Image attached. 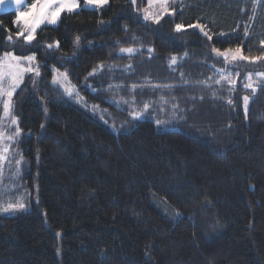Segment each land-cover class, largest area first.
I'll return each mask as SVG.
<instances>
[{
	"label": "trees",
	"instance_id": "trees-1",
	"mask_svg": "<svg viewBox=\"0 0 264 264\" xmlns=\"http://www.w3.org/2000/svg\"><path fill=\"white\" fill-rule=\"evenodd\" d=\"M146 3L109 0L100 11L62 13L30 44L16 37L15 12L0 13V52L34 53L40 66V76L25 74L13 95L25 164L16 189L0 186V198L24 200L31 208L0 214V264H264V88L253 94L243 78L233 87L226 80L217 84L218 78H190L179 67L218 64L226 76L235 67L213 49L264 54V0H184L158 23L142 19ZM196 24L212 39L189 27ZM56 42L58 48L47 47ZM121 47L138 54L118 55ZM149 48L164 67L178 57L173 71L164 69L178 84L168 96L162 76L144 75L135 84L125 79L131 84L124 89L89 76L101 64H140ZM237 68L262 71L264 61ZM53 69L67 72L90 105L108 103L89 88L138 90L151 100L157 92L152 115L170 127L110 104L115 117H100L93 105L94 112L51 83ZM158 199L178 209L179 217L164 213Z\"/></svg>",
	"mask_w": 264,
	"mask_h": 264
},
{
	"label": "rangeland",
	"instance_id": "rangeland-1",
	"mask_svg": "<svg viewBox=\"0 0 264 264\" xmlns=\"http://www.w3.org/2000/svg\"><path fill=\"white\" fill-rule=\"evenodd\" d=\"M146 1H147L146 7H144L142 12H141L142 19H144V14L146 11H150L153 14H158L160 11H162V9L159 7L158 4L155 7L150 9L149 8V0H146ZM183 1L184 0H175V2L172 3L170 0L168 12L164 13V15L173 16L176 9L179 7L178 6L176 8L175 5L178 3H181ZM33 2H34V0H24V3L20 7H17L16 4L14 3V0H7V3H5L3 6H0V13L5 12V11H10V10L14 11L15 12L14 21H16L18 15L21 12L26 11L33 4ZM80 4H81L80 9L96 10V9H94V7L84 8L83 7V0H80ZM106 5H104L103 7H105ZM101 9H99L98 11H100ZM58 23H59V21H58ZM56 25H50V26H56ZM15 26H16V24H15ZM42 26H44V25H41L40 27H42ZM18 30H20V29L18 28ZM121 48H128V47H121ZM121 48H118L116 50V53L118 55H125V56L129 55L128 53L120 52ZM230 50H231V52L229 53V56H228L229 60L231 59V55L235 53L236 49H230ZM5 52H13L16 56H19V57H27V56L35 55L34 53H28L25 55H21V54L15 53V51H13V50L5 51ZM5 52H0V56H3V54ZM221 52H224V51H221ZM133 54H135V53H133ZM137 54H138V52H137ZM151 54L154 55L153 53L143 55L144 60L140 64H138V62H135L134 60L133 61L130 60L128 62H111L107 65H104L106 70L103 71L100 76H99L98 71L93 76H96L97 78L99 77V79L97 81H102V79H108L107 81L109 84H111L112 86L119 85L120 86L119 88H123V89L125 88L124 85H126V84L130 85L131 84V82H128L125 80L128 78H132L133 82L135 84L136 81H138V76L143 77L144 75L151 74L150 77H152L154 80L156 78H158L159 76H162L161 80H162L163 85H172V87L165 88L167 96H168L169 94H171L174 91V89L178 86V84H177V82H175L170 77L171 72L165 71L164 69L169 68L170 70H172L173 68H172V66L164 67V65L159 63L160 59L158 57H152ZM35 57H36V55H35ZM221 57H223V56H221ZM223 59L225 60V57H223ZM240 62H244V61H238V62H234L232 64H229L230 66L235 67V68H229L228 69L230 71V74H231L230 78L232 80L236 81L235 85L237 84L239 79H242V78L244 81H246L248 83L247 77H248L249 73L253 74V81H259L255 74L256 73H264V70H262V71H249V72L244 73L243 71H241L240 69L237 68V66L239 65ZM36 64L38 65L37 58H36ZM128 65H131V67L130 68L127 67ZM25 66H27V65L25 64ZM179 67L184 68L186 71V75L190 78L201 76L205 79L218 78V80H220V81L222 80L221 76H222V74L224 75V69H225L222 66L217 64V65L213 66L212 68L201 70L202 64H199V63H192V64L180 63ZM156 68H159V69L156 73H154L153 69H156ZM176 70H179V69H176ZM56 71L58 73H64V71H60V70H56ZM25 74H28V73H25ZM31 74H33V73H31ZM228 75H229V73L226 74V76H228ZM53 76H54V73H53ZM52 79H53V77H52ZM67 79H68V77H67ZM68 81H69V79H68ZM71 85H73V84L71 83ZM7 86H8V82H5L4 87L7 88ZM61 89L63 90V88H61ZM89 89H90V92H92V93L96 92L99 96L102 97V100H104L108 104H110L116 108L123 109V110L127 111L129 113V116L132 118H133V116L130 115L131 112H133V111L141 112V116L138 119L152 118L155 122L157 120L161 121V124H158L159 126L165 127V128L170 127V126L165 124L166 122H164V120L159 119L160 117L157 118V117H154L152 115L153 113L154 114L157 113L156 103L159 100L157 92L153 93L154 98H153V100H151L150 96L148 98H141L138 95V90H132V91H129L128 93H122L119 90L108 88L106 86H105V88H102V90H100V91L97 89H92V88H89ZM15 91H14V93H15ZM75 92L78 93V97H79L80 102H77V96L76 95H73L72 97H69V96L68 97L71 98L72 100H74L75 102H77L79 105L86 107L87 109H89L88 108L89 106L93 105L95 107L96 113H98V115L100 117H103L104 115H106L109 118L115 117L113 114H111V108L112 107L110 105L107 106L108 104L107 105L102 104L98 100L94 101L93 104L90 105L89 103H92V102H91V100H89L86 97V95L84 93L79 92L76 87H75ZM125 92H127V90H125ZM14 93H13V95H14ZM4 99H7V97L5 96L3 99H0V101H1L0 105H1V109H2L1 114L2 115H3ZM145 103H147L149 105V108L147 110L144 109ZM12 104H13V96H12ZM89 110H92V109H89ZM11 115H12V117L16 118V120H17V117L14 116L12 110H11ZM168 116L172 117L173 115L167 114L164 117H168ZM178 122H181V121H178ZM0 123H2L4 125H8V124H11V120L5 119L3 121H0ZM17 126L18 125L12 126L11 128L0 127V134H2L5 137L13 136L14 133L16 132ZM176 128L184 129L183 126H176ZM188 129H189L190 133L194 134V132L192 131L193 130L192 127L188 128ZM24 138H25V133L20 129V135L14 141L9 142L7 139L0 141V154H3L4 148H7L9 150L7 153V158L4 159L3 161H0V186L2 187V189H5V188H7L9 190H15L16 189L15 185L18 183V177L20 178L21 170L23 168V165L25 164V156L23 154V150L27 147V145L23 144ZM21 157H22V159H21ZM16 161H20L19 166H17ZM28 193L29 194L31 193L30 187H29V191L27 192V194ZM22 194L25 198V196H26L25 190L22 192ZM18 197L19 196H16V198H18ZM35 200H33V201H35ZM10 203L11 204L23 203L24 208L18 209L15 211H11V210L10 211H3V209L6 208L8 206V204H10ZM157 205L164 213H166L168 216H170L172 218H177L180 215L179 211H177L176 209L171 207L167 202H165L163 200L158 199ZM30 208H31V204L26 206V203L24 200L23 201L22 200H16V201L6 200L4 198V196H3V198H0V214L11 215V214H15L18 211H22V210L29 211Z\"/></svg>",
	"mask_w": 264,
	"mask_h": 264
},
{
	"label": "snow or ice",
	"instance_id": "snow-or-ice-1",
	"mask_svg": "<svg viewBox=\"0 0 264 264\" xmlns=\"http://www.w3.org/2000/svg\"><path fill=\"white\" fill-rule=\"evenodd\" d=\"M130 3L133 5L136 4V0H129ZM172 3L175 2V0H171ZM5 3H7V0H0V6H3ZM14 3L17 7H20L24 0H14ZM108 3V0H83V7L89 8L94 7V9L99 10L104 5ZM159 5V7L162 9L158 14H153L150 11H146L144 14V20H153L154 22L158 23L161 20V17L164 15V13L168 12L170 0H149V8H153L156 5ZM81 8L80 0H34L33 4L24 12H21L17 20L14 21L16 26L20 29L16 32L17 38H23L26 44H30L35 39V34L38 28H40L41 25H56L58 21L61 18L62 13L67 14H75L79 9ZM100 24L105 23H111L105 22V21H99ZM182 24H177L175 26V30L177 32H180L183 30ZM189 27H196L202 32L209 40L212 39V36L208 35V32L205 30V27L196 24V25H189ZM220 36H226V33H220ZM248 36L247 30L245 31V37ZM135 39V38H134ZM7 40L10 44L13 46L15 45L16 41H14L13 37L9 35L7 37ZM80 37L77 36L75 38L74 43L76 45H79ZM261 44H264V41H261ZM59 47V42H56L55 45L49 44L47 47ZM149 53L153 51V49H148ZM120 52L122 53H128L129 55H132L133 53L138 52V49L133 47L128 48H121ZM213 52L217 54V56H223L225 57V63L226 64H232L234 62L238 61H248V62H257V61H264V54L261 56H255V57H248L243 55V51L241 48H237L235 50V53L231 55V59H228L229 53L231 50H225L224 52H220L219 49H213ZM178 57L172 56L170 59V66L172 64H176ZM25 64L27 66H25ZM39 65L36 64V57L35 55L27 56V57H19L16 56L13 52H5L3 56H0V99H3L5 96L7 99H4L3 102V115L0 116V121H3L5 119H10L11 124L4 125L0 123V127H7L11 128L12 126H16L18 124V121L16 118L12 117L11 110L13 107L12 104V96L16 89L20 87V84L24 78L25 73H33L35 76H40L39 71ZM104 67L103 64L98 65L97 68L93 69L92 72L89 73V76H93L96 74V72L99 69H102ZM127 67H131V65H128ZM54 76L51 81L53 85H58L59 87L63 88V94L67 95L69 97H72L73 95L77 96V102H80L78 93L75 92V86L71 85V83L68 81L67 72L64 73H58L55 69H53ZM239 75V74H238ZM256 77L259 80V83L256 81H253V74L249 73L247 80L248 83L244 84V87L246 89H250L252 93H256L258 90V87L264 88V73H256ZM231 74L228 76H224L222 74L221 79L228 81L229 84L235 86L236 81L232 80L230 78ZM5 82H8L7 88L4 87ZM217 84H220L221 81L217 80ZM109 87H112V85H109ZM117 87H120L117 85ZM134 89L137 87V85L132 86ZM153 87H161L160 85H153ZM163 87H172V85H163ZM231 90V89H230ZM213 96H215V93H213ZM163 99V98H161ZM243 102L245 109L247 108L250 97L244 96ZM229 104H232V100L230 99L228 101ZM178 107V105H173V108ZM149 108V105L145 103L144 109L147 110ZM130 115L133 116V118H139L141 116V112L133 111L130 113ZM157 124H160L161 121L157 120ZM43 127V125H42ZM20 135V129L17 126L16 132L13 136L5 137L2 134H0V141L7 139L9 142L14 141L17 137ZM8 149H3V154H0V161H3L7 158ZM22 159V157H21ZM17 166H19L20 161H16ZM24 208L23 203L18 204H8L6 208L3 209V211H15L18 209Z\"/></svg>",
	"mask_w": 264,
	"mask_h": 264
},
{
	"label": "crops",
	"instance_id": "crops-1",
	"mask_svg": "<svg viewBox=\"0 0 264 264\" xmlns=\"http://www.w3.org/2000/svg\"><path fill=\"white\" fill-rule=\"evenodd\" d=\"M138 78H141V76H138Z\"/></svg>",
	"mask_w": 264,
	"mask_h": 264
},
{
	"label": "bare ground",
	"instance_id": "bare-ground-1",
	"mask_svg": "<svg viewBox=\"0 0 264 264\" xmlns=\"http://www.w3.org/2000/svg\"><path fill=\"white\" fill-rule=\"evenodd\" d=\"M178 210V209H177Z\"/></svg>",
	"mask_w": 264,
	"mask_h": 264
}]
</instances>
